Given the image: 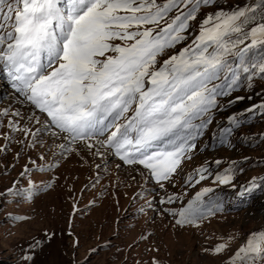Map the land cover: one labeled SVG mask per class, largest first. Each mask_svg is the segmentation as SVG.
I'll list each match as a JSON object with an SVG mask.
<instances>
[{"label": "snow or ice", "instance_id": "obj_1", "mask_svg": "<svg viewBox=\"0 0 264 264\" xmlns=\"http://www.w3.org/2000/svg\"><path fill=\"white\" fill-rule=\"evenodd\" d=\"M217 3L0 0V71L6 72L22 104L46 114L35 132L21 129L19 120L9 126L31 134L33 146L38 134L51 131L71 144L95 149L94 155L103 156L101 149L107 148L128 165H142L161 188L164 182L172 183L212 123L213 110L243 99L221 105L218 98L239 88L251 89L257 76L264 79V54H253L254 48L264 47V0L207 14L192 43L154 67L166 50L188 39L185 33L202 6ZM116 40L132 43L122 46ZM253 107L264 108V103ZM14 115L23 119L19 110ZM30 119L41 123L38 117ZM229 119L231 126L217 136L221 145L231 143L241 124L236 115ZM60 148L69 150L65 145ZM53 166H38L37 171ZM210 174L202 166L184 180L199 184ZM232 179V169L215 176L221 184ZM36 190L38 186L30 182L29 188L8 191L27 199ZM212 191L205 187L185 207L169 209L178 217L176 224L198 225L221 211L222 203L204 199ZM180 198L172 194L160 203ZM228 247L221 243L213 251L219 254ZM230 260L264 264V231L250 234Z\"/></svg>", "mask_w": 264, "mask_h": 264}, {"label": "rangeland", "instance_id": "obj_2", "mask_svg": "<svg viewBox=\"0 0 264 264\" xmlns=\"http://www.w3.org/2000/svg\"><path fill=\"white\" fill-rule=\"evenodd\" d=\"M254 2L218 0L202 6L185 33L188 39L166 50L154 67L190 45L207 14ZM114 43L123 46L132 41ZM259 48L263 47L254 48L253 54ZM258 52L255 55L264 48ZM253 85L218 98L227 105L243 97L213 110L212 123L198 139L192 158L182 162L179 174L163 188L148 170L132 168L107 148L101 149L103 156L94 155L93 149L84 153L83 145L71 144L63 136L59 139L51 131L38 134L33 146V136L14 131L10 122L19 120L21 129L35 132L46 114L39 117V111L22 104L16 94L12 104L8 93L0 92V264H231L230 257L250 234L264 231V163H258L264 160V108L253 107L264 103V79L257 76ZM17 110L23 119L14 115ZM34 113L40 124L30 119ZM233 115L241 124L231 143L221 145L217 136L231 126ZM60 145L69 150L62 151ZM47 165L54 166L37 171ZM202 166L209 169L208 178L186 184L184 177ZM229 169L233 171L229 184L215 180ZM30 182L38 190L27 199L8 191L29 188ZM205 187L213 191L204 199L222 203V210L198 225H177L178 217L168 210L185 207ZM172 194L181 198L160 203ZM221 243L229 247L217 254L213 250Z\"/></svg>", "mask_w": 264, "mask_h": 264}, {"label": "bare ground", "instance_id": "obj_3", "mask_svg": "<svg viewBox=\"0 0 264 264\" xmlns=\"http://www.w3.org/2000/svg\"><path fill=\"white\" fill-rule=\"evenodd\" d=\"M0 92H1V94L2 95H4L7 91H6V86H5V84L4 83H0ZM15 95V93L14 92H10L9 94H8V100H10V103H14V96ZM4 102V101H3ZM20 103V102H19ZM16 104V103H15ZM21 112V114H22V111H20ZM33 115V114H32ZM35 115H37V113H34V116ZM39 117L42 115L40 112H39ZM39 128H40V126H39ZM61 137V136H60ZM60 137L58 136L57 138H59L60 139ZM56 138V137H55ZM55 138L54 139H52V140H54V141H56L55 140ZM57 142V144L59 143L60 144V142H58V141H56ZM80 144V143H79ZM78 145V144H77ZM82 145V144H81ZM87 148H84L83 150H85L84 151V153H86V151L87 150H89V149H87ZM93 150H95V149H93ZM112 156V155H111ZM132 166V168H135V169H137V168H140L141 170H143L144 172L143 173H147V170H145V169H143L142 167V165H131ZM184 228H186V227H184ZM183 227L181 228V229H184ZM180 230V229H179ZM180 241V240H179ZM174 243V242H173Z\"/></svg>", "mask_w": 264, "mask_h": 264}, {"label": "trees", "instance_id": "obj_4", "mask_svg": "<svg viewBox=\"0 0 264 264\" xmlns=\"http://www.w3.org/2000/svg\"><path fill=\"white\" fill-rule=\"evenodd\" d=\"M263 48H264V47H263ZM263 48H259V49L262 50ZM259 49H257L256 53H259V52H258ZM256 53H255V54H256ZM260 54H264V52H262V53H260Z\"/></svg>", "mask_w": 264, "mask_h": 264}]
</instances>
